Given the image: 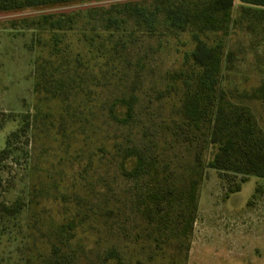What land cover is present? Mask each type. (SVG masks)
Masks as SVG:
<instances>
[{
  "label": "rangeland",
  "instance_id": "1",
  "mask_svg": "<svg viewBox=\"0 0 264 264\" xmlns=\"http://www.w3.org/2000/svg\"><path fill=\"white\" fill-rule=\"evenodd\" d=\"M124 2L157 4L100 0L0 15V151L9 138L15 151L0 163V264H100L110 249L122 264H264V178L242 183L241 175L207 169L187 237L177 223L165 229L149 221L138 205L150 177H125L119 150L156 151L177 183L193 161L194 149L177 144L166 127L186 90L171 76L195 74L185 59L196 28L170 29L159 15L148 33ZM256 9L243 16L236 0L228 30L201 35L232 53L229 90L251 93L263 82L264 15ZM51 11L74 22L59 32L41 28L39 15ZM57 88L65 93L46 92ZM123 98L135 105L127 126L108 116L114 103L123 112ZM249 103L264 128V101ZM180 210L176 203L173 217Z\"/></svg>",
  "mask_w": 264,
  "mask_h": 264
},
{
  "label": "trees",
  "instance_id": "2",
  "mask_svg": "<svg viewBox=\"0 0 264 264\" xmlns=\"http://www.w3.org/2000/svg\"><path fill=\"white\" fill-rule=\"evenodd\" d=\"M97 1L100 0H0V15L25 9L55 10ZM156 1L151 10L124 2L125 13L148 33L156 31L159 15L165 17L164 21L170 29H184L187 24L196 28L192 34L195 47L185 59L192 64L195 74L184 77L183 73L176 72L171 76L173 81H181L186 90L177 116L166 127L170 138L177 144L194 149L193 161L177 183L173 180L174 171L169 164L164 167L158 165L159 154L156 151L133 145L119 150L120 168L129 179L150 177L152 186L137 197L145 218L159 221L165 229H173L177 223V233L187 237L198 207L199 185L207 169L241 175L242 183L251 176L264 178V130L245 103L247 100L264 99V79L261 86L251 93L227 89L224 77L235 69L232 53L226 52L222 43L210 45L201 38V35L210 32L228 30L234 22L236 0ZM240 4L243 16L257 12L256 8L260 9L258 13L264 15V0H240ZM23 21L26 22L25 19ZM115 21L110 18L108 27ZM73 22L72 14L51 11L40 14L37 23L41 28L59 32ZM63 84L62 81L60 87ZM51 91L65 93L60 88L46 90L47 93ZM119 104L123 112L120 113L118 104L114 103L108 109V116L117 125L127 126L135 119L133 99L123 98ZM18 132H13L12 136ZM10 141L11 138L0 151V163L13 157L15 151L11 149ZM240 189L239 184L231 192L236 193ZM176 203L181 210L174 219L172 212ZM100 264H122V259L117 251L110 249Z\"/></svg>",
  "mask_w": 264,
  "mask_h": 264
},
{
  "label": "crops",
  "instance_id": "3",
  "mask_svg": "<svg viewBox=\"0 0 264 264\" xmlns=\"http://www.w3.org/2000/svg\"><path fill=\"white\" fill-rule=\"evenodd\" d=\"M264 101V99H255V100H247L245 103L252 109V111L254 112V114H255V116H256V118L258 119V122H259V117H258V115L255 113V111L253 110V108H252V104H250L249 102H258V101H261V102H263ZM259 125L261 126V124H260V122H259ZM261 128L264 130V128L261 126Z\"/></svg>",
  "mask_w": 264,
  "mask_h": 264
}]
</instances>
